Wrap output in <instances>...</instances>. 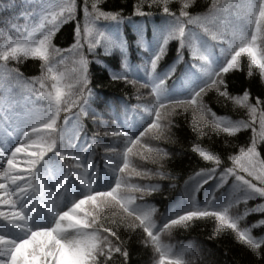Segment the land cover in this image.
Here are the masks:
<instances>
[{
	"label": "trees",
	"instance_id": "trees-1",
	"mask_svg": "<svg viewBox=\"0 0 264 264\" xmlns=\"http://www.w3.org/2000/svg\"><path fill=\"white\" fill-rule=\"evenodd\" d=\"M16 13L0 0L3 31ZM45 26L41 51L0 58V105L55 101L33 162L67 174L69 212L87 223L85 264H264V0H74ZM0 154L1 225L19 198ZM200 172L211 177L190 197ZM236 178L261 193L171 210L224 180L216 200ZM19 260L0 253V264Z\"/></svg>",
	"mask_w": 264,
	"mask_h": 264
},
{
	"label": "rangeland",
	"instance_id": "rangeland-1",
	"mask_svg": "<svg viewBox=\"0 0 264 264\" xmlns=\"http://www.w3.org/2000/svg\"><path fill=\"white\" fill-rule=\"evenodd\" d=\"M8 3L16 5L18 13L14 15L15 22H11L10 18L7 20L6 30L0 28V58L16 52L41 51L44 47L42 34L46 29L45 23L53 21L57 13L67 11L74 4V0H8ZM12 23H16L18 32L11 30ZM19 33H22V38L18 37ZM5 104L0 105V111L3 110L0 115V150L9 156L10 183L19 201L7 205L12 220L18 224L5 222L0 225V235L7 237L4 240L0 237V251L14 247L19 258L24 260V263L19 260L18 264L30 261V253L33 258L42 256L49 262L56 260L59 264H85L88 261V228L86 222L68 212L67 174L58 161L42 170L36 169L33 162L32 150L39 145L46 130L57 122L58 109L55 101L46 93H41L36 98L28 97L26 107L16 113L10 107L7 109ZM204 172H200L186 184V195L193 197L202 186V181L205 182L204 179L211 177V174L204 176ZM33 175H40V181L35 186L30 182ZM229 176L228 173L224 179ZM223 181L219 180L209 186L208 199L196 200L195 203H191L192 199L186 203L179 201L171 210H207L222 206L220 197L226 202L233 198H250L261 193L257 186L243 178H236L228 190L214 200V196L220 193L219 186ZM214 189H218L217 192ZM72 195L77 196V191H73ZM100 201L108 204V198ZM212 204L215 205L205 207Z\"/></svg>",
	"mask_w": 264,
	"mask_h": 264
}]
</instances>
